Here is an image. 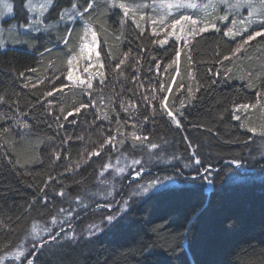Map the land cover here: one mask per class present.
I'll use <instances>...</instances> for the list:
<instances>
[{"label": "trees", "instance_id": "trees-1", "mask_svg": "<svg viewBox=\"0 0 264 264\" xmlns=\"http://www.w3.org/2000/svg\"><path fill=\"white\" fill-rule=\"evenodd\" d=\"M12 1L25 15V0ZM83 15L103 63L91 88L66 77L63 41L71 43L78 22L0 50L2 264H264V110L235 109L264 91V36L231 56L250 32L228 37L212 28L179 49L107 1ZM132 132L149 139L134 144ZM189 143L203 166L185 167Z\"/></svg>", "mask_w": 264, "mask_h": 264}, {"label": "snow or ice", "instance_id": "snow-or-ice-1", "mask_svg": "<svg viewBox=\"0 0 264 264\" xmlns=\"http://www.w3.org/2000/svg\"><path fill=\"white\" fill-rule=\"evenodd\" d=\"M108 2L112 5V6H117L120 9L123 10L124 15L128 16L130 11L132 12L133 17L135 16V9H130L125 3H117L116 0H108ZM55 0H39V2H34V0H26L25 4H24V8L30 12V13H37L36 17L33 19L31 17H29V22L27 25H21V27H35L36 31L40 30V25H42V20L41 17H44L45 13H47L50 9V7L54 6ZM223 6L224 8V14L223 15H219L217 14V9ZM141 7H148V5H138L137 8H141ZM159 9H168V10H177L179 11L180 9H184V8H188V9H195L198 7H201L202 10L204 11V17L202 20L198 21L196 19H193L191 16L189 15H180L179 18H173L171 20V24L170 27L175 30L177 29V27H179V31L181 34H183L185 32V28L187 27L188 24L193 25L194 27H192V29L190 30L189 34L190 35H195L197 34V25L198 24H202L203 26L198 27V31L200 33L207 31L209 28H215L216 22L217 21H226L229 20L231 18V24L233 26H235L237 23H239L240 25H244L242 31L245 33L249 32V27L254 24V23H258L259 24V28L261 30H257V31H252L250 32V34H248L246 36V38H244L242 40V43H240L231 53V56H235L237 53H239L241 51L242 48H244V46L248 45L250 41L254 40L257 37H262L264 36V0H259V2L257 3V0H208V3L201 6L198 5L196 3L190 2V0H160V3L158 5ZM94 8V0H88V5L86 8L83 9L84 13H88L90 10H92ZM0 16H3L5 13L7 14H11L13 12V5L11 3H6L5 0H0ZM209 9H211V11H209ZM240 9H246L247 10V15L244 16L243 18L239 19V21H237V19L235 18L236 15L239 13ZM74 16H81L82 14L81 12H79L77 10V4L75 2L72 3L71 8L70 9H63L59 15V21H63L65 19V17H67V19L71 20L74 18ZM141 19H144L143 15H141L140 17ZM259 18V19H257ZM135 22V19H134ZM153 23H156V21H153ZM158 23L160 25H162L163 27L160 29L161 31L164 30V28L169 27L168 24L165 23V15H161L159 18ZM139 27V24L137 25ZM45 28H50L52 27V25H44ZM154 34H158L155 32L154 30ZM175 34L174 31L173 32H168L166 35H173ZM240 31H234V29L232 27H229L227 31L224 32L225 36H229V35H240ZM70 35V33H69ZM89 36L91 37V40H89ZM96 37H97V33L96 31L93 29V25L89 20H85L84 21V27H83V36L81 37V40L83 41L80 45V49H79V53L80 56L82 57L85 54V50L91 52L94 50L95 45H96ZM180 36H177V39H179ZM67 42V41H65ZM161 44L166 43V40H162L160 41ZM185 43H187V41H185ZM0 47H3V42L0 41ZM177 56H179V51L177 52ZM125 57H127V53H125ZM76 59L75 56L69 57L67 63L69 65L73 64V61ZM225 60L230 59L229 56H225L224 57ZM125 63L124 59H121L119 61V64L116 65V68H119L120 65H123ZM85 71H87V69H85ZM23 75V74H21ZM101 76H103V73H100ZM73 76L72 71L70 70L68 72V78L71 80ZM249 86H254L252 84V76L251 73H249ZM103 82V81H101ZM80 84L85 83V81L83 80H79ZM87 86L89 88L92 87V82H91V76L89 77L88 81H87ZM33 87H35L33 85ZM168 87L170 88L171 85H168ZM164 85H161V90H163ZM45 95H52V92H46ZM192 95L191 89H189V96ZM264 96V91H258L257 92V101L255 104H239V105H235V109L237 111H239L240 109L243 110H248L249 108H256L257 105H261L262 110H264V104H261V100L260 97ZM153 99H155L156 97L153 96ZM4 97L0 96V102L4 101ZM148 97H145V100H147ZM166 99V98H165ZM162 103V107L164 108V110L166 111L167 115L169 118H171L172 122L177 126L180 127V122L177 119L176 114L168 109L167 105L163 103V101H161ZM133 107H135V105H132ZM181 106H183V101H181ZM83 107V105L81 106ZM121 107H123V104L121 105ZM126 110V109H125ZM63 111V110H62ZM75 112H79L80 108H75L74 109ZM71 113H69L70 115ZM67 118V117H65ZM145 119H147V117H145ZM233 119L239 120L240 117L238 115H234ZM26 126V125H25ZM242 127L244 126L243 124L241 125ZM248 130L250 132H253L254 134L257 132L256 128L253 127H249ZM259 134L264 135V125L261 126ZM129 135L133 138V143L135 144L136 142H139L141 144L144 143V141L148 140V137H140L138 135H136L135 132L129 133ZM187 139V138H185ZM115 140L114 137L109 136V138L107 140L104 141L103 144H101L99 146V149L94 150L93 152L89 153V156L92 155H99L100 154V149L104 148L105 144H109L112 143ZM119 143L123 144L124 141L121 140ZM150 147L152 149L157 148V145L152 143L150 144ZM189 149H191L190 151V160L189 163L185 164V167L188 166H196V165H200L203 166V159L197 154L196 150L193 148V146L191 145V143H189ZM85 161L82 159L80 162L77 163L76 167H79L80 163H84ZM132 165H140L142 162L141 160L138 159H134L131 161ZM109 167V165H105V168L107 169ZM117 173H122L125 171V169L123 167L118 168ZM197 171L199 172L200 169H197ZM203 171L206 173L209 171V168H203ZM140 173L139 171L136 172V175L138 176ZM49 179H53L52 177H49ZM152 183H156L155 181H153ZM151 186V185H150ZM143 191H147V188L143 189ZM61 195H63V193H60ZM109 195H111V193H108ZM127 203V202H125ZM61 211H63V209H61ZM107 221L109 223H112L116 218L113 216H107L106 217ZM52 223L55 224L56 223V219L55 217H53L52 219ZM43 231L45 232H51L50 229H43ZM32 235L33 238L36 239L37 237V227L36 225H33L32 227ZM50 240H55L56 236H49ZM46 243V241L44 240H38L36 244L34 245L35 247H42L44 246V244ZM6 246V245H5ZM34 254V253H33ZM13 256L15 259L19 260L21 257H24V250L20 249L16 252L13 253ZM25 259H27V264H34V261L32 259H28L27 257H24ZM3 261V257H0V264H2ZM21 264H23V261H21Z\"/></svg>", "mask_w": 264, "mask_h": 264}, {"label": "rangeland", "instance_id": "rangeland-1", "mask_svg": "<svg viewBox=\"0 0 264 264\" xmlns=\"http://www.w3.org/2000/svg\"><path fill=\"white\" fill-rule=\"evenodd\" d=\"M98 0H94L95 2ZM107 1L108 0H102ZM6 3H11L13 5V12L11 14L5 13L3 16H0V41L3 42V47H0V50L5 49L9 46H18L22 43L23 37L26 35H29V33H33L32 35H36L35 37L39 40L47 39V33L52 29H60V27L67 26L68 28L72 27V25L76 22L79 23V27L76 28V32L73 35V39H71V43H66L65 38L63 43V47H66L67 50V61L69 57L75 56L76 59L73 61L72 65H69L67 63V72L66 77L69 81L72 83H79V80L85 81V85H87V81L89 77L91 76V82L97 80V78H101L100 73L102 70V60L99 50V39L96 37V45L93 51L89 52L85 50V54L81 57L79 53L80 45L83 42L81 40V37L83 36V27H84V21L87 20L82 6L85 4L86 7L88 5V0H71L69 4L64 5L61 10H55L50 7L49 11L45 13L44 17H41L42 25H40V30L36 31L35 27H21V25H27L29 22V17L35 18L37 13H30L25 8V15H23V12L20 11L19 13L15 12L14 3L12 0H5ZM26 2V0H25ZM24 2V4H25ZM34 2H39V0H34ZM75 2L77 4V10L81 12V16H74L73 19L69 20L67 17L63 21H59V15L63 9H70L72 3ZM117 3H125L130 9H135V16L133 17L132 12L130 11L128 16L124 15V12L122 9H120L117 6H113L114 8H118L119 11L122 14V18L124 21H130L131 23H134L136 25L141 24V26L148 27L152 33H154V30L156 33L161 34L160 38L162 40H168V39H175L178 43V48H182L185 45H188L190 42V39L197 35L199 33L198 27L203 26L202 24H198L197 27V34L190 35L189 32L194 27L191 24H188L185 28V32L183 34L180 33L179 27L177 29L173 30L170 27L171 20L173 18H179L180 15H189L193 19H196L198 21L202 20L204 17V11L201 7L195 8V9H180L179 11L173 9H159L158 5L160 3V0H116ZM190 2L196 3L198 5H205L208 3V0H190ZM259 0H257V3ZM109 3V2H108ZM110 4V3H109ZM111 5V4H110ZM138 5H148V7H141L137 8ZM112 6V5H111ZM2 10V9H0ZM211 11V9H209ZM16 13V14H15ZM19 14V15H18ZM217 14L223 15L224 14V8L223 6H220L217 9ZM141 15H143L144 19H141ZM161 15H165V23L169 25V27L164 28L163 31L160 29L163 27L158 23L159 18ZM247 15L246 9H240L239 13L236 15L237 21L239 19L243 18ZM135 19V22H134ZM259 19V18H257ZM153 21H156V23H153ZM143 23V25H142ZM44 25H52L50 28H45ZM93 25V24H92ZM229 27H232L234 31H240L241 34L245 33L242 31L244 25H240L237 23L235 26L231 24V18L226 21H217L215 28H223L224 31H227ZM258 23H254L249 27V32L260 30ZM93 29L94 25H93ZM212 29V28H209ZM175 34L173 35H166L168 32H173ZM248 32V33H249ZM35 33V34H34ZM40 33V34H39ZM97 33V32H96ZM240 34V35H241ZM177 36H180L179 39H177ZM239 35H229L228 37H236ZM89 40H91V37L89 36ZM187 41V43H185ZM87 69V71H85ZM72 71L73 76L70 80L68 78V72ZM88 87V86H87ZM15 260V259H14Z\"/></svg>", "mask_w": 264, "mask_h": 264}]
</instances>
